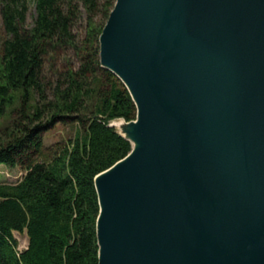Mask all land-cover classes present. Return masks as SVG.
Returning a JSON list of instances; mask_svg holds the SVG:
<instances>
[{"label":"water","instance_id":"1","mask_svg":"<svg viewBox=\"0 0 264 264\" xmlns=\"http://www.w3.org/2000/svg\"><path fill=\"white\" fill-rule=\"evenodd\" d=\"M99 45L137 109L99 264H264V0H116Z\"/></svg>","mask_w":264,"mask_h":264},{"label":"trees","instance_id":"2","mask_svg":"<svg viewBox=\"0 0 264 264\" xmlns=\"http://www.w3.org/2000/svg\"><path fill=\"white\" fill-rule=\"evenodd\" d=\"M115 3L0 0V165L25 171L0 183V264H99L95 177L132 150L110 123L137 114L125 85L100 64ZM69 56L76 66L59 64ZM57 124L76 126L74 138L47 148L44 135ZM16 232L27 235L25 250Z\"/></svg>","mask_w":264,"mask_h":264},{"label":"rangeland","instance_id":"3","mask_svg":"<svg viewBox=\"0 0 264 264\" xmlns=\"http://www.w3.org/2000/svg\"><path fill=\"white\" fill-rule=\"evenodd\" d=\"M33 17H34V9L32 8L29 14L28 24L31 25L33 23ZM75 31L80 36L84 34V27L82 22H80L78 27L75 28ZM4 36H5V31L3 28V23L0 14V46ZM59 64H63V65L70 64L76 66L77 60L75 59V57L69 56L68 58L59 61ZM51 74L52 73H49V76ZM75 131H76V126L57 124L54 127V129H52L48 133H45L44 135L45 146L49 148L55 146L57 143L58 144L64 143L66 140L74 138ZM24 174L25 171L20 167L10 168L0 165V183H11V184L16 183L23 177ZM15 237L19 241V249L25 250L28 246L27 235L16 232Z\"/></svg>","mask_w":264,"mask_h":264}]
</instances>
